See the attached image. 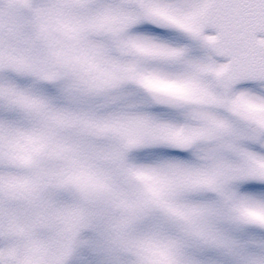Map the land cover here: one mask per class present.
Masks as SVG:
<instances>
[{"label":"snow or ice","instance_id":"obj_1","mask_svg":"<svg viewBox=\"0 0 264 264\" xmlns=\"http://www.w3.org/2000/svg\"><path fill=\"white\" fill-rule=\"evenodd\" d=\"M0 264H264V0H0Z\"/></svg>","mask_w":264,"mask_h":264}]
</instances>
